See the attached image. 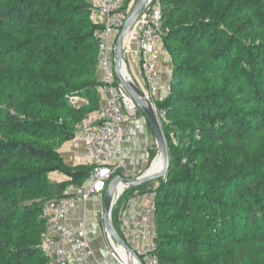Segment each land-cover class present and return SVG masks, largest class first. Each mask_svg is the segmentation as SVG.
<instances>
[{"label":"trees","instance_id":"1","mask_svg":"<svg viewBox=\"0 0 264 264\" xmlns=\"http://www.w3.org/2000/svg\"><path fill=\"white\" fill-rule=\"evenodd\" d=\"M11 1L10 5L0 8V33L6 28L11 29L13 27L30 30L26 37L18 33L24 40L12 46L17 52H25L21 57L27 61L28 65L38 64L43 59L45 74L35 73L31 75L30 86L42 90L48 89L49 92L36 94L35 102L39 106L56 109L64 107L70 95L78 97L86 93L93 95L91 98H94L101 85L100 75H98L99 63L94 55L90 59H83L84 55L88 54L87 47L99 53V45L94 39L99 25L90 21L91 4L87 0ZM138 1L129 0L135 4ZM160 1L164 21L166 12L169 14L174 10L166 5L165 1L167 0ZM53 12H55V17ZM75 17H80V20H74ZM204 23V20H200L195 22L194 26L188 27L184 32L189 30L194 34L193 36L187 35L184 40L193 47L204 45L208 46L209 49L213 48L212 56L221 60L225 57L226 46L216 33L206 32ZM38 29H40V37L31 39ZM43 33H48L50 37L45 39ZM58 33L62 34L57 38L61 44L60 48L53 44V41L56 40L57 42V39L51 38ZM3 41V36H0V66L2 68L7 63L6 56L9 50ZM165 41L174 57L168 37ZM175 59L174 57V61ZM236 71V73L248 77L249 86L261 100L264 96L259 95L255 76L244 67L243 63L238 66ZM176 78L177 74L175 73L173 82ZM171 89L175 93L173 83ZM20 96L13 93L10 105L0 109V264H33L35 260H37L35 264H50L49 258L41 252L42 235L47 231L48 225L42 214L45 203L41 200L61 199L66 196L70 186H83L91 174V168L88 165L68 168L64 164L57 152L58 145H50L51 134L56 133L64 141H69L73 138L75 129L68 130L58 125L53 119L44 122L37 118H23L18 113ZM220 101L221 97L217 94L197 95L188 100L170 96L158 103L160 111H167L166 120L161 121L162 130L171 128L173 122L170 119L173 112L180 108V112L197 121L193 133H199L210 141L215 139L226 140L230 137L239 138L236 132L238 129L246 132L249 123H245L237 109L219 108L218 103ZM234 128L237 129L234 130ZM177 129L179 131L186 130L183 123L178 124ZM186 150L187 142L182 145L177 160L171 159L169 154L167 181L161 180L159 187L150 190L155 195V219L159 235L158 251L161 264L175 263L176 261L175 257L164 253L166 246L170 245L167 243L169 240L180 241L178 246L196 254L201 253L199 248L205 244L208 245V249L215 251L224 248L218 239L206 240L205 233L201 228H196L195 238H188L187 240H180L178 237L168 240L166 237H161L160 230L171 219L170 216L166 217L168 212H180L185 209L187 210L186 213L193 214L192 210L190 211L193 207L195 208L193 211L201 210L208 213L214 220H220V211L215 209L216 204L221 201L219 197L215 199V206L198 205L196 199L190 197L197 166L190 163ZM16 162L19 165L15 166ZM204 166L213 171L219 168V177L226 182L237 177H245L244 179H246L243 173L234 168L225 170L221 160H215V162L210 159L206 160ZM179 168L182 171L181 178H173L171 172L177 171ZM54 172L63 173L67 180L52 184L49 181V175ZM119 173L115 176H118ZM238 183L236 182V184ZM149 184L133 188L125 199H123L124 197L119 199V206L123 205L124 201L132 199L136 193L144 195L143 191ZM208 185L211 192H215V190L219 192V184L216 182H209ZM238 195L241 198L244 197L243 205L247 209L250 223L257 221L256 210L257 212L262 211L264 214V181L252 175L248 176L246 185H240ZM230 211L232 212L233 209ZM241 215L242 212L235 213L240 221L242 220ZM180 217H183V214ZM113 220L120 234L116 211L113 213ZM25 226L30 227L32 231L27 233ZM231 240L232 242H240L241 238L233 237ZM229 264L239 263L234 260L230 261Z\"/></svg>","mask_w":264,"mask_h":264},{"label":"rangeland","instance_id":"2","mask_svg":"<svg viewBox=\"0 0 264 264\" xmlns=\"http://www.w3.org/2000/svg\"><path fill=\"white\" fill-rule=\"evenodd\" d=\"M87 1L91 5L95 3V0ZM90 1H93V4ZM11 2V0H0V8L10 5ZM131 3L129 2L126 8L129 15L135 6V3ZM165 3L174 10L169 14L166 12L163 25L171 51L176 58L174 64L166 70V74L164 73L165 83L171 87L173 83L175 89V93L172 90V94L168 97H182L188 100L197 95L217 94L221 97L218 103L219 108L237 109L245 123H249V128L246 132L238 129L236 134L239 138L230 137L226 140L210 141L199 133H193L197 123L195 119L180 112V108L173 112L170 119L173 125L163 130L168 154L171 155V159L177 160L182 145L187 142V158L192 165L197 166L190 197L196 199L198 205L211 206H215V199L219 197L221 201L216 204L215 209L220 211V220H214L208 213L201 210L193 211L195 209L193 207L190 209L193 214L186 213L185 209L180 212H168L166 217L170 216L171 219L160 230L161 237H166L168 240L174 237L187 240L195 238L196 228H201L206 240L218 239L224 248L215 251L208 249V245L205 244L199 248L201 253L196 254L178 246L180 241L167 240L166 242L170 245L166 246L164 253L175 257L176 261L164 264H229L234 260L239 264H264V214L256 210L258 220L250 223L247 209L243 205L244 197L241 198L238 195L240 185H246L248 176L252 175L264 181V97L259 100L248 84V77L236 73L238 66L243 63L244 67L255 76L259 95L264 96V0H167ZM53 16L55 17V12ZM74 20L78 21L80 17H75ZM200 20L205 21L206 32L216 33L226 46L225 57L221 60L212 56L213 48L209 49L204 45L193 47L184 40L187 35L194 34L189 30L184 31ZM39 30L31 39L40 37ZM29 31V29L13 27L6 28L0 33V36H3V42L9 47L7 63L3 68L0 66V109L10 105L14 93L21 95L18 113L23 118H37L44 122L53 119L58 125L68 130L73 128L76 130L83 123L93 121L104 101L99 89L94 98H91L93 95L86 93L78 97L70 95L67 98V104L56 109H48L35 102L36 94L49 92L48 89L42 90L30 86L31 75L45 74L43 59L38 64L28 65L27 61L21 57L25 52H17L12 46L24 40L18 33L26 37ZM61 35L58 33L51 38L57 39ZM43 36L45 39L50 37L48 33H43ZM58 41V39L57 42L53 41V44L60 48L61 44ZM129 46L134 48L131 40ZM92 51L90 47H87L88 54H85L83 59H90L94 55L99 63V53L96 50ZM127 67L134 80L138 82L133 74V63L128 61ZM174 72L177 74L175 82H173ZM99 80L101 81V78ZM137 114L142 116L139 109ZM181 123L185 125V131L177 129L178 124ZM65 142L56 133L51 134V146L56 144L59 149ZM151 146L152 148H149L152 154L150 162L143 168L135 170L131 176L135 174L139 177L145 174L150 170L154 160L159 158L153 135ZM209 159L212 162L221 160L225 170L234 168L243 173L246 179L237 177L230 182L222 180L219 177V168L213 171L204 166L205 161ZM14 165L19 164L16 162ZM121 169L123 167L118 169V172H121ZM171 174L173 178H181L182 171L179 168ZM131 176L129 177L135 178ZM167 178L168 176L151 182L144 189V195H151L150 190L159 187L160 181H167ZM209 182L219 184V192L216 190L211 192ZM236 182L239 183L236 184ZM132 189H127L121 198L125 199ZM55 199L41 201L47 203ZM238 212H242L241 221L238 216H235ZM182 214L183 217H180ZM46 222H48L47 219ZM25 229L27 233L32 231L28 226H25ZM233 237H240L241 241L232 242Z\"/></svg>","mask_w":264,"mask_h":264},{"label":"built area","instance_id":"3","mask_svg":"<svg viewBox=\"0 0 264 264\" xmlns=\"http://www.w3.org/2000/svg\"><path fill=\"white\" fill-rule=\"evenodd\" d=\"M128 2L95 0L90 8V21L99 25L94 37L99 45V91L102 95L107 94V98L94 120L78 126L71 139L84 146L77 156L82 165L91 168L89 178L81 187L70 186L64 198L44 204L43 218L55 224L54 236L47 231L42 235L41 252L49 258L50 264H87L92 253L85 228L70 229L65 220L78 205L86 204L94 196L104 197L108 183L124 165L125 137L143 127L137 119L138 106L114 75L115 40L129 16L126 10ZM162 24L161 1L155 0L136 23L124 49L127 62L140 66L144 83L137 84L151 102L161 126V121L167 118V111H160L158 103L171 95L173 90L165 83L161 65L163 62L168 67L174 64ZM130 40L134 48L129 46ZM154 197L143 210H130L119 206L118 201L113 211L117 212L121 236L144 264H161ZM70 245L72 250L68 249ZM112 256L115 258L113 253Z\"/></svg>","mask_w":264,"mask_h":264},{"label":"crops","instance_id":"4","mask_svg":"<svg viewBox=\"0 0 264 264\" xmlns=\"http://www.w3.org/2000/svg\"><path fill=\"white\" fill-rule=\"evenodd\" d=\"M93 1L90 2L93 4ZM133 65V74L135 75L136 80L143 84L144 75L141 72L140 66L137 63ZM169 68L170 67L163 62V65H161L162 73H165ZM102 96L104 100L107 98V94ZM137 119L142 123V129L140 131H133L131 134L127 135L123 143L124 165L123 169L120 170V174H124L127 177L133 175L135 170L143 168L150 162L152 157L149 148H152L151 142L153 133L148 126V123L145 121L143 114L142 116L137 114ZM83 148L84 146L82 144H76L69 140L59 147L57 152L68 168H74L82 165L78 159L77 153L82 151ZM131 177H137V175L134 174V176ZM66 180L67 177L60 172H54L49 175V181L52 184ZM151 196H153V194L146 196L136 193L132 199L124 201L122 206L130 210H143L151 204ZM141 197L144 199L142 200ZM103 198L104 197L101 196H94L86 204L78 205L71 210L65 220L67 227L70 229L85 228L87 241L90 245V252L92 253L87 264H119L112 256L108 236L106 235L104 228V220H102ZM48 222L47 232L49 235L54 236L55 224L50 220H48ZM72 247L73 246L70 245L68 249L72 250Z\"/></svg>","mask_w":264,"mask_h":264},{"label":"water","instance_id":"5","mask_svg":"<svg viewBox=\"0 0 264 264\" xmlns=\"http://www.w3.org/2000/svg\"><path fill=\"white\" fill-rule=\"evenodd\" d=\"M155 0H139L124 23V27L117 36L115 41V52H114V75L118 81L123 85L125 90L139 110L142 112L145 121L148 123L153 136L157 144V154L161 159L160 171L156 173H150L149 171L145 174L130 178L122 174H118L110 180L107 185V189L104 193L103 198V217L104 228L106 235L108 236L109 246L111 252L115 258L122 264H144L138 255L130 248L121 234L116 229L115 222L113 220V211L116 203L119 201L121 196L129 188L140 187L149 184L154 181H158L167 176V168L169 165V154L167 149V142L164 138L162 126L158 121L157 115L154 108L149 100H147L143 91L139 88L137 82L134 80L132 74L129 73L127 67V60L124 57V49L127 44L132 31L135 28L136 23L141 16L146 12L149 5ZM157 159V158H156ZM155 159V160H156ZM154 160V162H155ZM153 162V163H154ZM152 163V164H153ZM123 251L128 256L126 260L123 259L119 251Z\"/></svg>","mask_w":264,"mask_h":264},{"label":"bare ground","instance_id":"6","mask_svg":"<svg viewBox=\"0 0 264 264\" xmlns=\"http://www.w3.org/2000/svg\"><path fill=\"white\" fill-rule=\"evenodd\" d=\"M160 167H161V159H160V157H159V158L153 163V165L151 166L149 172H150V173H156V172L160 171V170H159ZM119 252H120V254L122 255L123 259L126 260V258L128 257V256L126 255V253L123 252L122 250L119 251Z\"/></svg>","mask_w":264,"mask_h":264}]
</instances>
